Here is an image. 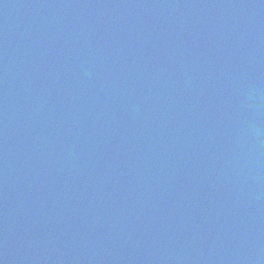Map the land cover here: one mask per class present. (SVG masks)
Here are the masks:
<instances>
[{
    "label": "water",
    "instance_id": "1",
    "mask_svg": "<svg viewBox=\"0 0 264 264\" xmlns=\"http://www.w3.org/2000/svg\"><path fill=\"white\" fill-rule=\"evenodd\" d=\"M263 106L264 0H0V264H264Z\"/></svg>",
    "mask_w": 264,
    "mask_h": 264
}]
</instances>
